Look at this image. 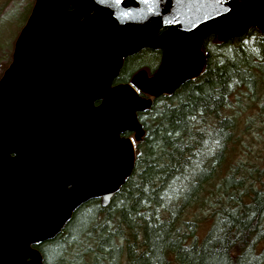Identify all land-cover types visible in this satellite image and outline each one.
Segmentation results:
<instances>
[{"label":"water","instance_id":"water-1","mask_svg":"<svg viewBox=\"0 0 264 264\" xmlns=\"http://www.w3.org/2000/svg\"><path fill=\"white\" fill-rule=\"evenodd\" d=\"M252 27L264 0H34L0 76V264H43L35 244L107 204L134 165L137 112L202 72L207 36ZM143 48L161 50L157 69L114 83Z\"/></svg>","mask_w":264,"mask_h":264},{"label":"trees","instance_id":"trees-1","mask_svg":"<svg viewBox=\"0 0 264 264\" xmlns=\"http://www.w3.org/2000/svg\"><path fill=\"white\" fill-rule=\"evenodd\" d=\"M202 47V72L137 112L134 165L108 203L87 200L34 245L43 264H264V247L255 249L264 240L262 169L223 167L236 141L231 95L264 92V30L223 42L209 35ZM160 56L152 48L127 56L113 82L152 74Z\"/></svg>","mask_w":264,"mask_h":264},{"label":"rangeland","instance_id":"rangeland-1","mask_svg":"<svg viewBox=\"0 0 264 264\" xmlns=\"http://www.w3.org/2000/svg\"><path fill=\"white\" fill-rule=\"evenodd\" d=\"M33 3L34 0H0V76L11 61L15 40ZM246 91L233 92L225 109L236 118L237 132L223 167L227 172L239 161L254 165L262 169L258 177L264 180V92ZM207 226V222L200 226L198 234L204 233ZM263 247L264 240L255 243L257 251Z\"/></svg>","mask_w":264,"mask_h":264},{"label":"flooded vegetation","instance_id":"flooded-vegetation-1","mask_svg":"<svg viewBox=\"0 0 264 264\" xmlns=\"http://www.w3.org/2000/svg\"><path fill=\"white\" fill-rule=\"evenodd\" d=\"M202 49H203V47H202ZM161 51V50H160Z\"/></svg>","mask_w":264,"mask_h":264}]
</instances>
